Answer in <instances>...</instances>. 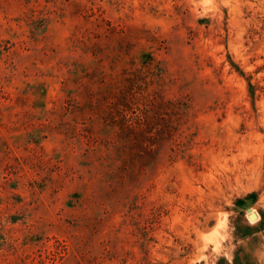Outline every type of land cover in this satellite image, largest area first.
<instances>
[{
    "label": "rangeland",
    "instance_id": "obj_1",
    "mask_svg": "<svg viewBox=\"0 0 264 264\" xmlns=\"http://www.w3.org/2000/svg\"><path fill=\"white\" fill-rule=\"evenodd\" d=\"M0 264H264V0H0Z\"/></svg>",
    "mask_w": 264,
    "mask_h": 264
},
{
    "label": "water",
    "instance_id": "obj_2",
    "mask_svg": "<svg viewBox=\"0 0 264 264\" xmlns=\"http://www.w3.org/2000/svg\"><path fill=\"white\" fill-rule=\"evenodd\" d=\"M253 218H254V216L251 217V219H253Z\"/></svg>",
    "mask_w": 264,
    "mask_h": 264
},
{
    "label": "bare ground",
    "instance_id": "obj_3",
    "mask_svg": "<svg viewBox=\"0 0 264 264\" xmlns=\"http://www.w3.org/2000/svg\"><path fill=\"white\" fill-rule=\"evenodd\" d=\"M254 218H255V216H254ZM254 218H253V220H254Z\"/></svg>",
    "mask_w": 264,
    "mask_h": 264
}]
</instances>
